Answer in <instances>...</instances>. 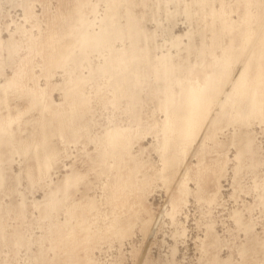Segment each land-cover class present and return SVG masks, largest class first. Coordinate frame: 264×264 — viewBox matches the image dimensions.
Masks as SVG:
<instances>
[{
	"label": "rangeland",
	"instance_id": "374dc122",
	"mask_svg": "<svg viewBox=\"0 0 264 264\" xmlns=\"http://www.w3.org/2000/svg\"><path fill=\"white\" fill-rule=\"evenodd\" d=\"M194 1L0 0V121L13 137L0 147V264H264V121L214 122L229 111L215 102L167 169L177 139L165 131L167 91L140 65L131 102L97 70L130 41H81L107 23L126 26L131 12L144 34L134 61L181 66L169 86L177 96L239 50V32L250 28L253 40L233 70L264 33L262 0ZM223 21L232 29L219 34ZM66 46L72 54L59 58ZM60 116L71 119L63 130ZM115 128L125 149L102 156Z\"/></svg>",
	"mask_w": 264,
	"mask_h": 264
},
{
	"label": "bare ground",
	"instance_id": "6f19581e",
	"mask_svg": "<svg viewBox=\"0 0 264 264\" xmlns=\"http://www.w3.org/2000/svg\"><path fill=\"white\" fill-rule=\"evenodd\" d=\"M248 1L251 3V0ZM262 1L264 7V0ZM109 2L110 5H114V7L117 6L116 0H109ZM195 3L200 9H205L210 5L211 0H198ZM209 11H211V15L215 14L212 10L209 9ZM126 16V26L120 27L117 26L116 23H111V25L107 23L106 27H103L104 29L101 28L102 30L100 29L101 31L99 30L98 33L95 32L96 34L83 33L81 35V41L91 42L94 48L110 46L112 42L117 39L127 38L130 41L127 51L115 53L108 59V62L104 66L99 67L97 70L100 72V75L109 73L113 77V88L116 91L120 90L131 102H134L137 96L135 95L137 92L135 89L139 87V85H143V79H145L144 73H138L140 65L144 66L143 68L146 72L153 75L151 77L159 81L163 91H167L164 103H162L167 112V119L164 125L165 131L176 133L177 135V139L174 141L171 140L175 149L174 152L170 157H165L164 159L167 169L171 170L176 166L175 164H178L179 159L177 153L180 150L178 148L192 141L194 135L200 136L204 128L209 124L210 106L215 102L217 104L225 103L226 106L229 107V111H220L217 117H215L214 122L217 121V118H220V120L225 119L228 113L230 114V121L228 122L232 124L240 123L243 125L245 121L252 117L264 121V33L263 35L261 34L262 36L259 39H256L257 42L255 46L258 45L257 48H254L253 45L252 47L250 46L251 48L248 51V55L244 59L242 66L239 67V70L237 67L241 61H238V59H242L248 45L253 40L247 33L250 31V28H246L244 31L238 33V38H240L239 40L241 41V47H239L238 51L231 48L230 52H224L221 58L215 59V70L204 80L203 85L185 86L178 80L177 83L179 85L181 84L182 87L180 89L181 93L176 96L169 91V86L172 80H176L175 78L177 76H175V73L177 72L176 74L178 75V71H181V66L179 68L172 65L166 58L160 59L157 63H155V61L151 62L146 54L141 55V58H139L140 60L134 61L133 58L139 55L133 48L144 34L140 30L139 20L133 17L131 12H127ZM114 18L115 13L110 16L109 20ZM219 29V34H222L225 30H231L232 27L229 23L223 21ZM71 54L70 47L66 46L63 54L60 55L59 58L70 56ZM233 65H237V67H235L237 70L235 68L233 70ZM115 67L120 68L122 72L127 70L130 72L127 74H118L114 71ZM183 68H185V66ZM235 70L236 73L238 71L237 75L234 74ZM149 74H146V76ZM11 85L13 84L10 83L8 87H11ZM74 100L76 104L81 101L79 99ZM31 101L34 103L32 107H36L37 101L34 96ZM72 117L73 115H71V118ZM57 118L58 120H56L60 123L62 130V126L68 125V122L71 120L64 116ZM46 128L47 123L43 122L40 130L43 142L46 140ZM57 132H59V130ZM106 134L105 142L106 144L108 143L110 148H106L107 150L103 151L102 156H115L120 147H122L123 150L125 149L123 147L124 130L115 128L114 130L106 132ZM211 136H213V134H211ZM12 141L13 137L10 128L0 121V147L7 144L11 145ZM176 149H178L177 152ZM36 151L37 150H35V152ZM41 153L43 166L47 167V154L45 151H41ZM35 154L39 156V153ZM69 182L70 179L67 180L66 184ZM1 183L2 176L0 172V184ZM54 205L56 204H53V206Z\"/></svg>",
	"mask_w": 264,
	"mask_h": 264
}]
</instances>
